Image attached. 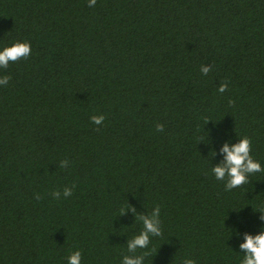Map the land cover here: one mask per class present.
<instances>
[{
    "label": "trees",
    "instance_id": "obj_1",
    "mask_svg": "<svg viewBox=\"0 0 264 264\" xmlns=\"http://www.w3.org/2000/svg\"><path fill=\"white\" fill-rule=\"evenodd\" d=\"M16 41L31 55L0 68V264H121L142 223L120 210L157 205L143 264H240L264 173L226 191L211 169L243 136L264 168V0H0V50Z\"/></svg>",
    "mask_w": 264,
    "mask_h": 264
},
{
    "label": "clouds",
    "instance_id": "obj_2",
    "mask_svg": "<svg viewBox=\"0 0 264 264\" xmlns=\"http://www.w3.org/2000/svg\"><path fill=\"white\" fill-rule=\"evenodd\" d=\"M97 0H88V6L94 7ZM31 55V44L28 41H16L10 46L4 47L0 50V68L7 69L10 63H15L21 59H27ZM211 66H201V72L207 75L211 71ZM11 77L9 75L0 76V86H7ZM228 88L227 81L221 82L218 91L224 93ZM229 104H234V101L229 100ZM91 121L100 126L105 116L103 114L92 115ZM208 122V121H207ZM156 130L158 132L164 131V125L162 123L156 124ZM252 141L248 136L240 137L236 143L225 142L220 149V153L223 154V160L212 167L211 173L214 174L216 180L226 181L225 190L230 191L235 188H239L248 183V177L250 174L264 173L261 163L255 160L251 154ZM216 155L214 150V156ZM69 161L64 159L60 161V168H67ZM75 185L71 187H64L63 196L65 198L72 195ZM52 196L55 199H60L61 191L57 189L52 192ZM36 198L40 199V195L37 193ZM135 215L136 221L142 223L141 231L134 235L127 241L128 255H124L121 264H143L145 256L149 255V252L145 251L140 255H136L138 249H148L151 242V237H159L162 235L161 219H160V206L157 205L151 210L150 213H142L137 215V209L134 206H129L126 209L120 210V215L125 214L128 210ZM262 213L261 220H264V211ZM244 240L240 243L239 247L241 252L244 253L240 264H264V226L261 230L253 235L249 232L243 234ZM82 254L79 250L72 252L68 256V264H81ZM182 264H196L191 258H185Z\"/></svg>",
    "mask_w": 264,
    "mask_h": 264
}]
</instances>
